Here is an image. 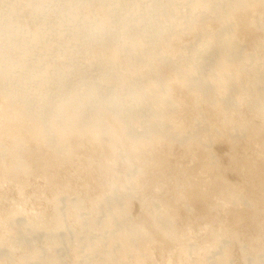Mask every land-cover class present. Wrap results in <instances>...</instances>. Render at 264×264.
<instances>
[{
  "label": "rangeland",
  "instance_id": "1",
  "mask_svg": "<svg viewBox=\"0 0 264 264\" xmlns=\"http://www.w3.org/2000/svg\"><path fill=\"white\" fill-rule=\"evenodd\" d=\"M47 1L0 0L1 37L11 22L28 33L46 24L29 60H6L10 54L0 52V84L6 83L13 99L5 103L24 114L41 113L36 122L42 126L51 118L46 129L65 141L54 156L56 148L40 141L30 145V137L25 145L31 147L27 163L33 171L5 175L0 169V240L10 234L24 239L14 241L12 250L0 244V264H133L140 240L128 249L118 230L122 217L110 213L125 204L130 224L150 220L152 209L161 206L165 216L173 215L176 238L158 234L145 264H206L224 250L226 264H252L255 256L264 264V0H249L236 29L233 19L246 3L231 8L227 0ZM71 10L77 17L68 21ZM233 31L238 54L196 51L201 41H210L208 50L223 44L224 34ZM63 42L69 45L64 56ZM155 80L169 86L155 87ZM88 92L94 102L82 100ZM113 96L135 103L138 119L143 116L136 129L140 144L131 139L133 146H125L115 125L112 134L94 136L96 121L112 125L132 113L108 104ZM66 108L88 116V125H55ZM5 138L0 132V143ZM239 194L254 206L237 201ZM56 208L62 226L50 228L49 236L39 226L22 227L31 215L36 222L51 221ZM106 213L115 218L111 226ZM77 215L83 223L96 218L98 226L85 231ZM11 224L14 231L5 233ZM34 250L40 255L23 259ZM107 250L110 259H104Z\"/></svg>",
  "mask_w": 264,
  "mask_h": 264
},
{
  "label": "bare ground",
  "instance_id": "2",
  "mask_svg": "<svg viewBox=\"0 0 264 264\" xmlns=\"http://www.w3.org/2000/svg\"><path fill=\"white\" fill-rule=\"evenodd\" d=\"M47 2H54V1L48 0ZM112 2H118V0H115ZM240 3L241 4L246 3V5L241 10H238L237 17H235L233 19V22L235 24V27H234L235 29L238 26L237 25V19L239 17L238 13H240L241 11L245 12L247 10L246 7L249 3V0H227L226 1V5L228 7H231V8L238 6ZM46 5L47 4H45V6ZM43 10H44V8H43ZM43 10L41 13H43L46 9L44 11ZM39 12L36 13L35 15H38ZM242 14H244V13H242ZM242 14H241V16H242ZM65 16H67L68 21H73L74 19L76 20L77 13L74 10H71ZM240 18L241 17H239V19ZM45 25H42L41 27L39 26L37 28V30H35L33 32H29V33H31V34H29L28 32L24 31V27L22 25L18 24L17 27H14L12 22H11L9 25L10 32L5 35L6 38H5V36L4 37L0 36V52L10 54V56L7 57L6 60H15V59H28L29 60L30 59L29 55L36 53V50L40 48V37L42 39L45 38L44 34H42L40 36V32L42 31L41 29L45 28L46 27ZM51 30H53V29H51ZM57 32H58L57 35H59L58 38L60 37L64 41L65 37H64L63 31L61 32V30L58 29ZM29 35L31 38H34V39H30ZM238 39H239L238 33L236 31L226 32L224 34L223 44H221V45H215L214 44V45H212L213 49L208 50L209 47L211 46L210 41H205V42L201 41L196 45V51L200 54L204 53L206 56H210V55L216 56V52L218 50H220L221 48H224L226 51L229 52V54L231 56H234V55L238 54V48H240V44H239ZM15 40H17V44L19 45L18 47H14V41ZM2 41H6L9 44V46H10L9 50L4 47V45L2 44ZM23 44H25L26 46L25 47L22 46ZM66 46H69L67 44V42H63L62 47L59 48L60 49L59 53H62L63 56L66 54L65 53L66 48L65 49H63V48ZM59 53H57L58 57L60 55ZM71 53H72V51H71ZM215 56L213 57V59H215ZM263 66H264V63H263ZM152 70H153V74H154V71H158V69L156 70L155 66L152 67ZM11 74H13V73H11ZM0 78H1V75H0ZM8 80H9V78H8ZM14 80H15L14 76L13 75L10 76V81L13 82ZM40 82L42 84H45L46 81L44 79H42ZM5 84L6 83L0 84V87L2 89H4L2 91L1 96H0V132L2 135H6L7 138H5V142L0 143V152H1V156H2V157H0V169L5 175L7 173L30 174L33 171V169L27 163L29 161L28 153L31 152L30 145H38L39 146V141L45 142L49 146H52V147L57 149L54 156H58V152L61 149H63L65 141L62 138L55 137L54 134L51 135L50 132L46 129V125H49L51 127V122H52L51 118L45 119L42 123L43 124V126H42L36 122L37 119H40L42 117L41 113L39 114V112H27L26 114H24L22 112V110H23L22 107H19V108L14 109V110L9 108V105H11L13 103V99H12L11 92L7 91L8 88L5 86ZM153 85L155 87L160 86L163 88H167L169 86V84L161 83L158 80H155L153 82ZM15 93L17 94L18 92H15ZM112 94H114V93H112ZM130 95L132 97V101H138L139 100L137 95L134 92H131ZM25 97H26L25 95H22L21 98L25 99ZM94 97H95V94H90L88 92L87 95L85 96V98H82V100L87 99V100H89V102H94V100H93ZM114 99H118V98L116 96L111 97L108 104H113L118 109L120 107L121 110L124 111L125 113H127V112H132V113L128 117H126V115L124 114L122 119L116 120L115 123L112 125H108L106 122H104L102 120L96 121L94 126H96L98 128L97 129L98 133L96 131H94V136H100L101 133L112 134V129H113V126L115 125V126H117L116 128L120 132V134L118 136V140L121 142H124L125 146H127V145H130L131 147L133 146L131 139H134L137 144H140L141 141L138 138H139L141 133H140V131L138 132L136 129L138 127H140L137 124V122L139 120H141V118L143 116L140 119H138L139 113H137V108L135 106V103H132V102L127 103L124 101L119 102V101H116ZM5 102L9 105H7ZM174 103H175L174 100H173V102H172V100H169L170 105H173ZM44 104H46V103H44ZM178 104H180V103H178ZM58 106L60 107L61 104H59ZM58 110H59V108H58ZM138 110H141L139 106H138ZM150 110L154 111L155 108L150 107ZM161 113L162 112H160V114ZM56 115H58V113ZM89 116H91V114H89ZM161 116H162V114H161ZM163 117H165V116H163ZM87 121H88V116H84L80 112L74 111L71 108H66V110H65L64 114L61 116L60 120L58 122H55L54 124L60 126L62 130H70V129H75L77 124H80V126H87L88 125ZM132 122L135 124V126L132 125ZM83 123H85V124H83ZM23 129H25V130H23ZM30 137H32L34 140L30 143L29 146H27V145H25V141L27 139H29ZM85 142L86 141H83L80 144H82V143L85 144ZM108 142L110 143V147L116 146L115 143H111L110 141H108ZM42 158H43V156H42ZM46 158L50 159V160L58 159V157H55V158L50 157L49 158V156H47ZM138 160H140L139 157H137V163H138ZM10 161H12V162H10ZM35 162H36V160H35ZM141 166L142 167H149V165L147 163L146 164L143 163V164H141ZM34 169H35V167H34ZM146 171H147V169H145V172ZM240 193H242V192L240 191ZM241 195L242 194L236 195V196H239V197H237V201L248 204V205L252 204V199L250 197H244ZM236 196H234V197L236 198ZM92 203L95 204V202H92ZM121 203H123V202H121ZM152 210L153 211L151 213V216H152L151 219L150 220L147 219V221L140 222L139 224L128 223V221H127L128 219H126V216L129 212L127 204H125L123 206H118V207L112 209L110 212L111 214H117L118 216L122 217L121 219L123 221L119 224L118 230H119V233L122 235V240L126 242L128 249H131L132 246H135L133 239H139L140 240V245L136 249L137 257L135 259H137V260L133 264H145L146 258L151 255V252H152L151 246H152L153 242L156 241L158 234H162L164 237H166L168 239L169 238H173V239L176 238V224L174 222L173 215L165 216L166 214L164 215V213L166 212L167 208L162 207V206L159 208H156V210H154V209H152ZM18 212H19V210H18ZM29 214H30V212H29ZM92 216H95V215H92ZM105 216H106V220H107L106 221L107 225L111 226L113 224V219H115V218L112 215H110L109 213H106ZM31 217H33V216L31 215ZM31 217H30V219H32V220L24 222V226H22L25 230H28L30 228V226H36V227L39 226L40 229L45 231V235L49 236V229L50 228H53L55 230V229L62 226V220H61L62 214L57 208H56L55 215H54L53 219H51V221H43L42 220L43 222L40 223L39 220H37V222L33 221V219L35 217L34 218H31ZM77 218H78L77 221H79L77 224L79 226H81V228H84L85 231H90L91 228L98 226L96 218H92V217L88 218L89 221L85 222V223H83L82 219L78 215H77ZM83 220H86V219H83ZM16 222H17V219L15 220V218H14L12 220V224L16 223ZM22 222H23V220H22ZM12 224H11V228L9 227L7 230L4 231L5 233H10V232L14 231ZM85 225H86V227H85ZM99 228H101V226H99ZM99 228H97V229H99ZM11 235L12 234H10L9 237H6L5 239L0 240V244L8 245V247L12 250L14 248V244H15L14 241H23L24 239H21V237H14V239H13V237ZM96 245H97V243L94 241L89 243V245H88L89 250L93 251L95 249ZM32 253L35 255H31V254L27 253L24 256H22L23 259L25 260V259L30 258V257H35L37 254L40 255L38 250H34ZM105 253L107 254V258H104V259H110V257L113 255L112 251H109V250L105 251ZM226 253L227 252L225 250L222 251L221 256L216 258L211 263H206V264H219V263L226 264L227 263ZM252 264H259L258 258H256V256H255V258L252 259Z\"/></svg>",
  "mask_w": 264,
  "mask_h": 264
}]
</instances>
